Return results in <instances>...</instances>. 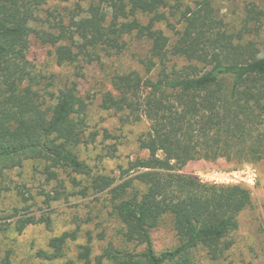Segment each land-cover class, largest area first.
<instances>
[{
  "label": "trees",
  "instance_id": "obj_1",
  "mask_svg": "<svg viewBox=\"0 0 264 264\" xmlns=\"http://www.w3.org/2000/svg\"><path fill=\"white\" fill-rule=\"evenodd\" d=\"M43 4L0 0V199L9 191L3 187L4 176L35 162L43 166L46 183L58 186L54 195L40 194L45 203L66 192L61 172L88 177L90 183L83 187L72 178L79 188L76 195L107 190L123 241L143 247L129 252L110 243L97 264H192L199 248L211 260L220 258L230 248L227 237L238 228L239 216L252 204V188L205 184L181 171L192 162L220 158L264 164V53L241 32L225 29L212 0H98L82 19L71 18L69 25L58 20L55 32H40L35 26L45 23ZM167 11L178 15V29L168 22ZM139 14L149 17L146 24ZM263 17L255 3L246 7L247 25L261 27ZM162 22L175 29L172 45L156 28ZM32 35L55 47L53 60L59 66L81 60L91 64L103 54L120 53L125 37L150 43L140 60L144 74H115L100 99L101 110L148 123L139 139L147 156L121 168L122 182L92 175L79 159L76 150L95 136L87 134L91 101L80 95L75 83L56 91L40 87L46 77L37 59H31ZM181 59L186 64L179 66ZM17 189L25 202L33 199ZM167 215L178 246L157 253L152 231ZM43 222L50 224L49 219L21 217L15 231ZM8 229L0 226V232ZM76 239V232H65L50 240L52 253L40 251L38 257L57 259ZM81 249L80 260L92 264L89 246ZM0 264H13L11 251Z\"/></svg>",
  "mask_w": 264,
  "mask_h": 264
},
{
  "label": "rangeland",
  "instance_id": "obj_2",
  "mask_svg": "<svg viewBox=\"0 0 264 264\" xmlns=\"http://www.w3.org/2000/svg\"><path fill=\"white\" fill-rule=\"evenodd\" d=\"M212 1L217 17L223 21L225 29L234 34L241 32L247 41L257 44L264 53V17L261 27L253 28V24L245 23L246 7L255 3L264 12V0ZM97 2L98 0H44L40 15L45 23L35 26L40 32H52L58 20L62 19L65 25L72 23L71 18L78 21ZM166 14L168 22L178 29V15L173 16L168 11ZM138 19L146 24L149 17L139 14ZM172 26L170 28L166 22L156 25V28L170 38L171 45L176 39ZM124 41L125 47L120 53L103 54L99 61L91 64L81 60L75 65L59 66L53 60L55 47L36 35L31 37V59H37L38 70L46 77L41 80L40 87L56 91L63 85L75 83L80 95L91 101L87 134L95 136L90 144L81 145L76 152L92 175L110 176L115 179L116 184L123 181L120 178L121 168H127L130 161L147 156L139 148V139L147 132L148 123L144 119L137 121L128 118L125 113L116 114L99 108L101 95L110 90V81L115 74L133 70L142 73L140 60L146 58L150 43L134 36L125 37ZM177 63L179 66L186 64L182 59ZM244 165L247 164L230 162L224 158L214 162L199 160L188 164L181 173L192 176L199 182L202 180L203 183L211 184L209 181L215 174ZM253 166L257 171V179L251 189L252 204L239 216L238 228L228 235L230 248L217 260H211L205 250L199 248L193 252L192 264H264V164ZM42 171L41 164L29 162L23 169L11 172L8 177L4 176L3 187L9 188V191L4 192L0 199V226L9 229L0 232V259L7 251H11L13 264H84L79 253L82 246H89L92 264H97L96 259L110 243L129 252L143 250L142 246L123 241L122 224L113 215L111 196L107 190L94 194L90 189L86 197H81L76 195L79 188H74L71 180L77 178L83 187L90 183L89 178L61 172L59 176L64 180L66 192L59 200L47 204L40 194L44 191L54 195L58 186L56 182L47 184ZM18 187L25 192L26 198L33 196V199L25 202L18 193ZM141 189L144 188L141 186ZM21 217L49 219L50 224L43 222L29 225L22 233H17L15 226ZM65 232H76L77 239L65 245L61 257L53 260L38 257L40 251L52 253L50 240ZM152 239L157 253L173 250L178 246L170 216H165L152 231ZM102 264L110 263L104 260Z\"/></svg>",
  "mask_w": 264,
  "mask_h": 264
},
{
  "label": "built area",
  "instance_id": "obj_3",
  "mask_svg": "<svg viewBox=\"0 0 264 264\" xmlns=\"http://www.w3.org/2000/svg\"><path fill=\"white\" fill-rule=\"evenodd\" d=\"M256 179L257 171L255 167L251 164H247L243 167L224 170L220 174H215V177H211L209 182L213 185H242L253 188ZM201 183H203L202 180Z\"/></svg>",
  "mask_w": 264,
  "mask_h": 264
}]
</instances>
